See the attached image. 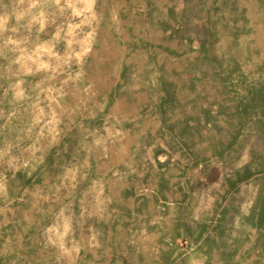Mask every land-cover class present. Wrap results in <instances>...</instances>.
<instances>
[{
	"label": "rangeland",
	"instance_id": "rangeland-1",
	"mask_svg": "<svg viewBox=\"0 0 264 264\" xmlns=\"http://www.w3.org/2000/svg\"><path fill=\"white\" fill-rule=\"evenodd\" d=\"M0 264H264V0H0Z\"/></svg>",
	"mask_w": 264,
	"mask_h": 264
}]
</instances>
